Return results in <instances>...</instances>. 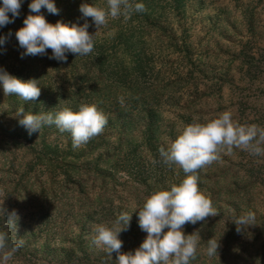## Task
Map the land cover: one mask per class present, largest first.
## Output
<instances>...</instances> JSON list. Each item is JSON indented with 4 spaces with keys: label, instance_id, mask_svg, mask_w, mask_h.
Listing matches in <instances>:
<instances>
[{
    "label": "rangeland",
    "instance_id": "obj_1",
    "mask_svg": "<svg viewBox=\"0 0 264 264\" xmlns=\"http://www.w3.org/2000/svg\"><path fill=\"white\" fill-rule=\"evenodd\" d=\"M31 2L21 0L14 23L0 27V37L12 33L0 45V68L41 87L26 102L5 96L0 84V231L10 242L24 241L8 264H115L116 253L109 257L93 244L94 225L111 227L122 212L132 215L119 239L122 253H134L147 236L138 221L145 199L185 178L162 162L161 146L186 125L225 111L240 124L264 127V0H134L146 11L127 22L109 18L91 54L71 53L73 65L50 59L51 49L21 58L15 32L35 15ZM53 2L58 14L41 10L51 24L82 26L84 3L107 8V0ZM81 103L96 104L108 122L79 148L55 124L29 135L15 117L20 107L54 116ZM198 176L217 215L184 226L186 235L201 237L191 264H264V156L234 148ZM3 209L15 210L18 221L10 224ZM249 212L255 224L237 233L234 219ZM213 237L220 248L209 258Z\"/></svg>",
    "mask_w": 264,
    "mask_h": 264
},
{
    "label": "clouds",
    "instance_id": "obj_2",
    "mask_svg": "<svg viewBox=\"0 0 264 264\" xmlns=\"http://www.w3.org/2000/svg\"><path fill=\"white\" fill-rule=\"evenodd\" d=\"M21 6V0H2L0 27L14 23L20 15ZM29 9L35 15H28L23 21L24 26L15 32L19 47L25 50L21 58L44 56L51 49L50 59L67 62V53L80 57L93 52L96 35L108 24L109 18L118 19L123 16L127 22L134 13L146 11V6L134 0H107V8L84 3L79 9L85 20L82 26L63 22L49 23L41 10L58 14L59 10L53 0H32ZM88 18L92 19L98 29L95 35L88 31L91 26L87 22ZM11 35L9 32L8 36L0 37V45H4ZM0 84L5 96L15 95L26 102L34 101L41 95V87L36 79L24 81L9 74L4 68H0ZM119 101L123 104V97ZM15 117L29 135L40 133L46 125L55 124L60 132L71 134L73 148H79L100 135L108 122L96 104L86 103H81L77 111L65 107L54 116L51 112L26 113L24 107H20ZM234 148L254 156H264V127L240 124L233 119L230 111L206 123L193 122L186 125L175 140L158 150L162 162L168 166H178L183 170L185 178L178 185L172 184L168 190L153 192L145 199L142 208L138 210L139 227L147 233L143 243L134 253L120 251L123 241L119 236L129 228L132 219V215L122 212L111 227L103 223L94 225L93 244L109 257L116 253L115 264H191L197 258L201 237L199 231L186 235L184 226L189 223L195 225L217 215L211 199L198 187V172L216 162L220 153L226 151L231 154ZM3 214L10 224H15L19 219L15 210L9 214L3 209ZM233 223L237 233H242L255 224V214H243L235 218ZM219 241L215 237L207 241L205 254L209 258L218 255ZM23 243V239L10 242L8 233L0 231V264H8Z\"/></svg>",
    "mask_w": 264,
    "mask_h": 264
},
{
    "label": "trees",
    "instance_id": "obj_3",
    "mask_svg": "<svg viewBox=\"0 0 264 264\" xmlns=\"http://www.w3.org/2000/svg\"><path fill=\"white\" fill-rule=\"evenodd\" d=\"M67 61H70V64L73 65V56L71 55V53H67Z\"/></svg>",
    "mask_w": 264,
    "mask_h": 264
}]
</instances>
